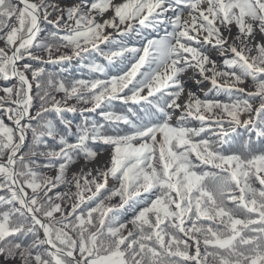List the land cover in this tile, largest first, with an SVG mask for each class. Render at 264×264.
I'll return each instance as SVG.
<instances>
[{
	"label": "snow or ice",
	"instance_id": "obj_1",
	"mask_svg": "<svg viewBox=\"0 0 264 264\" xmlns=\"http://www.w3.org/2000/svg\"><path fill=\"white\" fill-rule=\"evenodd\" d=\"M0 45V264H264V0H0Z\"/></svg>",
	"mask_w": 264,
	"mask_h": 264
},
{
	"label": "rangeland",
	"instance_id": "obj_2",
	"mask_svg": "<svg viewBox=\"0 0 264 264\" xmlns=\"http://www.w3.org/2000/svg\"><path fill=\"white\" fill-rule=\"evenodd\" d=\"M68 0H53V3H67ZM111 15V13H109ZM52 19H55V16L52 17ZM111 31V30H109ZM235 31V29H234ZM2 46V45H0ZM213 57L216 58V53L213 52ZM185 79L187 81V86L192 89L193 91H196L198 94H202V92L208 91L209 88H211L210 82H203L201 84L195 83L196 80L199 79V77L195 76L194 73L188 72L187 75L185 76ZM223 82V81H221ZM241 87H245L247 90H254L251 84V81H248L244 85H241ZM0 95H3L2 92H0ZM258 103V102H257ZM178 115V113H177ZM246 118V117H245ZM110 152L111 149H106L104 151H101L98 157L94 162H88L86 163L83 159L78 160L74 165H72L69 169L68 176L71 178L73 173H79L81 169H84L87 171L89 168H97V167H103L108 164L109 158H110ZM73 170V171H72ZM47 175L54 176L56 174L55 170L54 171H49L46 172ZM116 184L115 180L110 179L109 180V186H114ZM65 191V189L63 188ZM75 189L73 188V191ZM119 200L118 198H115L111 201L112 204L118 203Z\"/></svg>",
	"mask_w": 264,
	"mask_h": 264
},
{
	"label": "trees",
	"instance_id": "obj_3",
	"mask_svg": "<svg viewBox=\"0 0 264 264\" xmlns=\"http://www.w3.org/2000/svg\"><path fill=\"white\" fill-rule=\"evenodd\" d=\"M49 30H51V26H46ZM156 33H153L151 30H147L144 32V35L145 36H149V35H155ZM159 34H163L162 32H160ZM69 50H66V49H61V53H64V52H68ZM41 55H43V53H40ZM59 53H54V55H58ZM46 58V57H45ZM93 58H96V59H99V61L101 63H106L102 58H98V57H93ZM41 66H45L48 68L49 71H52V72H57L59 71L60 68H68L70 71L68 73H66V75L68 76H72V77H79L80 75H83L85 77H87L89 75L87 69H84V68H81L80 65H79V62L76 61V60H73L71 63H68V64H61V65H41ZM114 71V70H113ZM9 82L8 81H4L2 79H0V87L2 86H5L6 84H8ZM12 83H15V81H12ZM35 91V89H34ZM57 98H61L63 96V93H57ZM224 97L221 96V99H223ZM70 103H73L75 104L76 101L73 100L71 101ZM77 107H90V106H86V105H77ZM114 107L117 109V110H120L123 108L122 105L120 104H116L114 105ZM3 113L0 112V116H2ZM98 120L100 119L99 116L97 114H93ZM68 118L69 119H73L74 122H79L80 119H81V116L79 113H69L68 114ZM7 122V121H6ZM194 126H198L197 124L194 123ZM28 144L30 145L31 144V136L29 135V141H28ZM24 151H27V147L24 149ZM41 163H43V160L41 159ZM204 170H208V169H204ZM54 171V170H52ZM46 172H49V171H46ZM60 191H64L63 190V187L60 188Z\"/></svg>",
	"mask_w": 264,
	"mask_h": 264
},
{
	"label": "bare ground",
	"instance_id": "obj_4",
	"mask_svg": "<svg viewBox=\"0 0 264 264\" xmlns=\"http://www.w3.org/2000/svg\"><path fill=\"white\" fill-rule=\"evenodd\" d=\"M73 171V170H72Z\"/></svg>",
	"mask_w": 264,
	"mask_h": 264
}]
</instances>
